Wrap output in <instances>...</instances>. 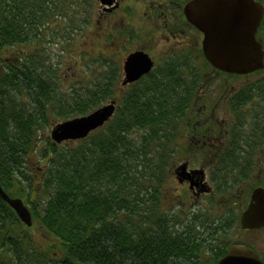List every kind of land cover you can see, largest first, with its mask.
Listing matches in <instances>:
<instances>
[{"label":"trees","instance_id":"obj_1","mask_svg":"<svg viewBox=\"0 0 264 264\" xmlns=\"http://www.w3.org/2000/svg\"><path fill=\"white\" fill-rule=\"evenodd\" d=\"M84 3L89 7L86 0H0V52L18 44V68L0 75V186L22 200L49 239L36 242L34 226L0 197V264H213L224 249L208 217L181 213L176 203L167 208L159 196L167 147L178 136L174 85L113 95L118 72L100 49L86 64L90 79L64 86L55 101L60 80L49 45L72 42L78 31L85 39ZM58 15L62 24L54 30ZM110 100L116 107L105 128L60 144L48 137L38 148L47 104L58 123ZM32 156L43 161L38 187L25 170ZM148 170L155 173L150 182Z\"/></svg>","mask_w":264,"mask_h":264},{"label":"flooded vegetation","instance_id":"obj_2","mask_svg":"<svg viewBox=\"0 0 264 264\" xmlns=\"http://www.w3.org/2000/svg\"><path fill=\"white\" fill-rule=\"evenodd\" d=\"M190 2L96 0L94 17L83 29L101 32L110 46L111 63L118 72L115 91L152 87L157 82L173 84L177 90L178 136L167 147L171 156L159 184L167 208L176 203L181 213L205 214L211 231L221 237L217 242L224 253L218 259L239 244L251 248L264 263V240L259 235L264 227L242 229L240 225L253 190L264 188V149H260L264 145V65L243 74L213 66L204 56V34L186 15ZM255 2L264 7V0ZM87 9L84 3L82 13ZM256 35L264 49L263 25ZM17 45L0 52V75L18 68ZM132 54L145 56L151 67L123 84V65ZM221 142L225 144L217 146L219 156L208 153ZM241 148L258 154L245 163L238 154Z\"/></svg>","mask_w":264,"mask_h":264},{"label":"water","instance_id":"obj_3","mask_svg":"<svg viewBox=\"0 0 264 264\" xmlns=\"http://www.w3.org/2000/svg\"><path fill=\"white\" fill-rule=\"evenodd\" d=\"M252 4V0H194L186 6L188 19L204 34V56L213 66L236 74L263 67V50L255 40L254 32L249 29L259 19H251L246 14L252 9ZM242 16H246V19ZM150 67L145 56L129 55L123 65L126 79L123 84L136 80ZM115 107V100H110L87 116L59 122L51 129L49 137L56 144L83 139L112 116ZM0 197L25 226L32 225L31 214L20 198H11L1 186ZM240 225L242 229L264 227V188L253 190L250 201L241 214ZM215 264L264 263L251 248L236 244L230 246Z\"/></svg>","mask_w":264,"mask_h":264},{"label":"rangeland","instance_id":"obj_4","mask_svg":"<svg viewBox=\"0 0 264 264\" xmlns=\"http://www.w3.org/2000/svg\"><path fill=\"white\" fill-rule=\"evenodd\" d=\"M86 1L88 3V6H89L87 14L90 18H93L94 13L90 14V11H92L93 8L96 7V0H86ZM80 12L82 13L81 9H80ZM70 13H71V11L69 10V14ZM61 18L62 17H59V15H58L56 18V21L53 22L54 30L58 24H62ZM50 24H51V22H50ZM43 31H44V29H42V32ZM73 36H74L75 40L72 42H70L71 38L66 39V40L60 39V40H53L52 43L49 45V51L53 55V63L55 64V69L57 70L55 80H60L59 82H61L62 84L65 83V85L63 84V88H62V92H61L60 96L62 94H64V92H65L64 86H67V89H68L71 82L78 81L80 79H86V80L90 79L91 75L86 72V64L90 63L91 61L96 60L101 55L99 53V50H97L98 45L102 46V47H99L100 49L108 48L107 49L108 55L111 52L110 46L107 47V45L104 41L96 43L92 28H90L89 30H87L85 32V39L83 36H81V33H79V31L76 32ZM17 47H18V45H17ZM82 49L86 50V52L88 54V61L87 62H83L80 60L79 54L81 52H83ZM107 54L105 52L104 56H107ZM60 57H61L62 63H59ZM81 58L83 60H85L84 55H82ZM10 59H11V57H10ZM9 61H11V60H9ZM94 68L95 69H93V67H92V70H95L97 72V70L99 69V66L94 65ZM117 92L118 91H114L113 95H117L118 94ZM46 119H48V117ZM53 120L57 121L58 118L55 117V118H53ZM50 123H53V122L50 121ZM50 127H51V124H50V126H48V123H47L46 126L41 127L40 131L37 132V135L39 136L38 148H40V149L44 148V146H42V145H43L45 139L49 137ZM48 139L51 142H53L50 137ZM77 140H80V139H77ZM74 141H76V140H74ZM42 162L43 161L38 160L36 156H32L31 158H29L26 161V167H25L26 173H27V175L32 176L34 178V184L36 187H38V183H39L40 178L42 177V174H43V168H42V166H40L42 164ZM12 198H16V197H12ZM31 226H34V227H32V229H30V233L36 242L43 243L44 241L49 240L43 236V231L39 227H37L33 224ZM259 235H261L262 239L264 240V229H262L259 232ZM42 246L45 248H48V249H50V248L55 249L51 245H48V247H47V245L42 244ZM54 252H55V250H54ZM50 253H52V252H50ZM53 255L55 256V254H53Z\"/></svg>","mask_w":264,"mask_h":264},{"label":"bare ground","instance_id":"obj_5","mask_svg":"<svg viewBox=\"0 0 264 264\" xmlns=\"http://www.w3.org/2000/svg\"><path fill=\"white\" fill-rule=\"evenodd\" d=\"M194 0H192V2H193ZM253 1V4H252V9L251 10H249L246 14H247V16L249 17V18H251V19H254V18H257V19H259L258 20V23L255 25H250V27H249V29L250 30H252L253 32H254V38H255V40H256V37H257V35H256V33H257V30L263 25L264 26V7L263 6H261V5H259V4H257V2H255V0H252ZM249 7H250V5H249ZM249 7H247V8H249ZM58 9V8H57ZM94 11H95V8H93V10L92 11H90V14H93L94 13ZM230 12H228V14H229ZM242 18H244V19H246V16H242ZM90 21V17H87L86 19H84L83 21H81L80 22V25H82V26H84L85 25V23H88ZM94 36H95V38H96V43H98V42H101V41H104V42H106V40H105V37H104V35H102V33L101 32H99V31H95L94 32ZM257 41V40H256ZM95 43V44H96ZM99 47H102L101 45H98L97 46V50H99L100 51V48ZM261 48H262V50H263V54H264V49H263V47L261 46ZM85 60H88V57H86L85 58ZM85 62V61H84ZM59 63H62L61 62V57H60V60H59ZM264 65V64H263ZM223 71V70H222ZM227 72V71H226ZM229 73H232V72H229ZM241 74H243V73H241ZM52 77H53V75H52ZM53 79V78H52ZM56 88H55V90H54V96H56V98H55V101H57V99H58V97H59V95H60V93H61V91H62V88H63V84L61 83V82H59V81H57L56 82ZM35 90L37 89V87H35L34 88ZM107 103H104V104H102V105H100V106H98V107H96L95 109H93V110H91V111H89V112H87V113H85V114H83V115H78V116H74L73 118H76V117H82V116H87V115H89L90 113H92V112H94V111H96L97 109H99L100 107H102V106H104V105H106ZM55 109H57V107L55 108ZM54 109V110H55ZM46 111H47V114H46V118L48 117V119H46L47 121H46V124L48 123V126H50V124H51V127H50V130L49 131H51V129L57 124V121H54L53 120V118H55L56 116L52 113V111L50 110V105H48L47 104V109H46ZM45 111V112H46ZM115 111V110H114ZM112 118V116H110L107 120H104L103 121V123L101 124V126L100 127H98V128H105L106 127V125H107V122L110 120ZM69 119H71V118H69ZM66 120H68V119H66ZM50 121H52L53 123H50ZM64 121V120H63ZM59 123V122H58ZM46 126V125H45ZM97 128V129H98ZM97 129H95V130H97ZM95 130H93V131H95ZM93 131H91V132H93ZM90 132V133H91ZM264 141V140H263ZM225 144V142H221V143H217L215 146H212V147H210L209 149H208V153H210V154H214V153H217L218 151H217V146H221V145H224ZM260 146V145H259ZM152 149H153V147H151ZM243 148V147H242ZM240 149L239 150V156L243 159V161L245 162V163H247V161L250 159V158H253L254 156H256L257 154H258V152H247V151H245V150H243V149ZM260 149L263 151V149H264V145H261L260 146ZM210 151H212V152H210ZM219 154L220 153H217L216 154V156H219ZM167 164V161L164 163V165H166ZM147 172V175H146V178H147V180L150 182V180L149 179H151V177L155 174L153 171H150V170H148V171H146ZM146 172H145V174H146ZM151 197V196H150Z\"/></svg>","mask_w":264,"mask_h":264}]
</instances>
